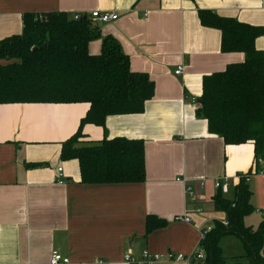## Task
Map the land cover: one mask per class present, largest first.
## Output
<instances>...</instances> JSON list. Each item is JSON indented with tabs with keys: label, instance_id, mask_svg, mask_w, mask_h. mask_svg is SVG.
I'll use <instances>...</instances> for the list:
<instances>
[{
	"label": "crops",
	"instance_id": "obj_1",
	"mask_svg": "<svg viewBox=\"0 0 264 264\" xmlns=\"http://www.w3.org/2000/svg\"><path fill=\"white\" fill-rule=\"evenodd\" d=\"M198 9L264 26V0H0V40L23 31L26 13L118 14L101 24L102 37L90 42V53H101L102 39L110 34L129 56L131 69L155 83L143 113L109 116L105 128L83 127L93 141L143 139V183L83 184L78 161L61 159L62 143L78 131L89 104H0V264H49L54 250L89 264H126L125 254L139 260L144 249L193 254L200 231L226 220L212 201L216 180L227 176L225 195L234 197L238 177L251 170L255 211L245 224L252 216L258 224L264 221V170L253 166L254 144L226 145L209 132L190 100L202 95L205 75L245 60L244 53L221 51V32L202 26ZM256 47L264 52V36ZM180 66L183 73L177 75ZM206 203L212 204L211 217ZM196 207L203 212L192 213L191 222L176 219ZM148 214L169 225L145 239Z\"/></svg>",
	"mask_w": 264,
	"mask_h": 264
},
{
	"label": "trees",
	"instance_id": "obj_2",
	"mask_svg": "<svg viewBox=\"0 0 264 264\" xmlns=\"http://www.w3.org/2000/svg\"><path fill=\"white\" fill-rule=\"evenodd\" d=\"M198 15L202 26L221 32L222 52L244 53L245 60L203 77L196 115L226 145L253 143V166L263 172L264 52L256 47V39L264 36V26L208 9H198ZM101 37V24L88 15L75 19L62 11L24 14L23 31L0 40V104H89L78 131L62 143L61 159L78 161L83 184L143 183L147 177L143 139L93 141L83 132L87 124L105 128L109 116L143 113L155 95L149 74L131 69L129 56L112 35L103 37L101 53H90V42ZM251 198L244 178L235 186L233 198L217 190L214 208L226 214L227 224L214 220L200 240L204 264H227L220 245L226 236L241 239L242 257L250 264H264V221L257 228L245 224L255 211ZM168 225V220L148 214L145 239ZM232 264H239L237 258Z\"/></svg>",
	"mask_w": 264,
	"mask_h": 264
},
{
	"label": "built area",
	"instance_id": "obj_3",
	"mask_svg": "<svg viewBox=\"0 0 264 264\" xmlns=\"http://www.w3.org/2000/svg\"><path fill=\"white\" fill-rule=\"evenodd\" d=\"M84 15L88 14H82L78 13L74 16L75 19H79L83 17ZM94 22H97L99 24H106L109 22H112L114 20H117L119 18V15L116 13H107V12H101L98 10H95L88 15ZM177 75H181L183 73V67L180 66L177 68L176 72ZM190 100L193 103H196L195 98H190ZM62 172V168H59L58 170ZM239 180L241 178H244L246 181H249L251 179V175H243L238 177ZM183 181V179H182ZM63 181H60L62 183ZM200 187L205 186V182H200ZM215 187L217 189H221L224 194L229 192L230 188V182L229 178L227 176H222L218 178L215 182ZM187 193L191 197L192 200L197 199V194L192 186L187 187ZM203 209L201 207L196 208H189L187 210V213L182 216H178L176 219L179 221L184 222H191V214L192 213H202ZM224 224H227L226 221H222ZM212 229V224L206 226L204 229H202L200 232L201 239L204 238L205 234ZM206 259L205 252L202 250V248L199 247V250L193 254L185 255V254H177L172 251H168L165 253H154L149 251L148 249H144L141 254V258L139 260H135L131 254H125L124 260L126 264H157V263H163V262H171V263H184V264H204ZM49 264H89V263H74L71 261L69 257L63 256L59 251L54 250L51 253Z\"/></svg>",
	"mask_w": 264,
	"mask_h": 264
},
{
	"label": "rangeland",
	"instance_id": "obj_4",
	"mask_svg": "<svg viewBox=\"0 0 264 264\" xmlns=\"http://www.w3.org/2000/svg\"><path fill=\"white\" fill-rule=\"evenodd\" d=\"M225 196L228 198H231L233 197V194H227ZM203 209L205 210L207 216L211 217L213 213L212 204L206 203ZM213 219H216V218H211V220ZM257 219L258 217H253V216L247 218V221H246L247 225L257 228L259 225L258 222L256 221ZM220 245L223 249L224 256L229 259L227 264H232L235 258H237V260L239 261V264H250L245 258L242 257L244 254V249H243L244 247H243L242 241L238 237L226 236L221 240Z\"/></svg>",
	"mask_w": 264,
	"mask_h": 264
}]
</instances>
